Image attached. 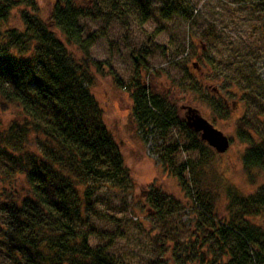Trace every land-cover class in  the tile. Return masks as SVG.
Listing matches in <instances>:
<instances>
[{"label":"rangeland","instance_id":"374dc122","mask_svg":"<svg viewBox=\"0 0 264 264\" xmlns=\"http://www.w3.org/2000/svg\"><path fill=\"white\" fill-rule=\"evenodd\" d=\"M71 1L84 14L79 19L84 39L94 41L88 51L64 43L91 76L90 90L129 172L121 183L95 194L90 243L111 245L120 264H160L161 259L165 264L155 230L160 233L167 224L179 232L182 245L189 237L186 224L197 212L211 207L218 219L228 216V187L250 196L264 185L263 172L244 168L247 145L238 136L245 126L264 135V8L253 5L263 1ZM56 2L37 0L33 9H15L6 28L23 31L25 12L50 23ZM137 74L181 120L194 110L223 132L232 141L228 151L219 154L198 134L203 150H188L194 138L177 129L163 139L155 131L141 132L128 92ZM210 102L222 104L225 116ZM16 125L30 129L31 120L17 103L0 96V131ZM42 141L31 128L24 150L39 154ZM5 187L21 199L29 194L23 173L10 184L0 175V201ZM161 193L176 210L159 216L150 202ZM253 221L264 228V219Z\"/></svg>","mask_w":264,"mask_h":264},{"label":"trees","instance_id":"16d2710c","mask_svg":"<svg viewBox=\"0 0 264 264\" xmlns=\"http://www.w3.org/2000/svg\"><path fill=\"white\" fill-rule=\"evenodd\" d=\"M262 1L253 5L263 9ZM36 5L37 0H0V96L17 103L31 120L30 129L43 137L35 154L24 150L29 128L0 131L1 178L10 184L23 173L29 191L23 199L16 190L2 191L0 264H120L111 245H91L90 224L97 191L121 183L129 172L90 90L91 76L64 43L88 51L94 40L84 39L79 25L84 14L71 0H57L50 23L25 12L23 31L6 28L15 9ZM128 92L141 132L155 131L163 139L177 129L194 138L188 150H203L198 135L140 74L131 79ZM210 104L225 116L222 104ZM238 136L247 145L244 168L264 173V135L245 126ZM226 196L228 216L218 219L211 207L197 212L186 224L189 237L182 245L179 232L167 224L154 231L165 264H264V228L253 221L264 219V185L250 196L230 186ZM166 201L162 193L153 195L152 210L159 216L176 210L174 201Z\"/></svg>","mask_w":264,"mask_h":264},{"label":"water","instance_id":"95a60500","mask_svg":"<svg viewBox=\"0 0 264 264\" xmlns=\"http://www.w3.org/2000/svg\"><path fill=\"white\" fill-rule=\"evenodd\" d=\"M185 122L193 132L200 136L203 142L219 154L226 153L230 148V139L196 111L189 110Z\"/></svg>","mask_w":264,"mask_h":264}]
</instances>
